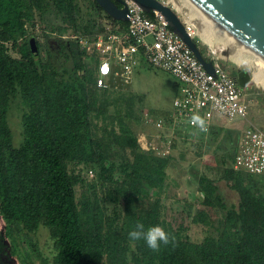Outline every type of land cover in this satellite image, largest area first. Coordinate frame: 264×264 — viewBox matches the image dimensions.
<instances>
[{"label":"trees","instance_id":"16d2710c","mask_svg":"<svg viewBox=\"0 0 264 264\" xmlns=\"http://www.w3.org/2000/svg\"><path fill=\"white\" fill-rule=\"evenodd\" d=\"M102 14L125 29L126 21L110 17L95 0H0V247L5 237L20 264H35L32 253L44 264H264V182L232 167L239 130L212 123L207 138L195 141L205 147L220 137L217 180H197L201 205L221 211L220 217L214 223L205 209L191 216L210 231L193 241L182 224L174 227L163 217L170 154L138 146L127 124L141 119L137 96L117 78L97 86L95 54L62 37L95 36ZM12 131L20 135L18 145ZM89 169L93 176L86 181L81 172ZM229 192L234 199L225 197ZM138 222L160 224L175 239L153 251L129 238ZM40 226L51 239L50 257L41 255L34 238Z\"/></svg>","mask_w":264,"mask_h":264},{"label":"built area","instance_id":"2783aa9c","mask_svg":"<svg viewBox=\"0 0 264 264\" xmlns=\"http://www.w3.org/2000/svg\"><path fill=\"white\" fill-rule=\"evenodd\" d=\"M124 3L127 6L125 29L106 19L101 25L102 31L93 37L72 33L62 37L74 38L87 52L95 54V84L99 87H107L111 78L128 82L139 58L168 71L176 79L178 89L172 99V110L164 116L148 111L141 114V129L136 134L141 149L167 156L178 139H206L215 120L224 119L228 123L236 118H246V92L241 91L234 75L222 65L219 56L206 53V59L213 67V72H208L160 12L153 10L152 17H148L134 1L124 0ZM169 5L177 12L175 5ZM181 19L187 32L191 36L196 34L194 26ZM34 29L38 30L37 22ZM194 114L205 119L207 131L191 124ZM232 167L262 176L264 182L262 129L253 124L240 128ZM86 175L92 177L93 171L87 170Z\"/></svg>","mask_w":264,"mask_h":264},{"label":"rangeland","instance_id":"374dc122","mask_svg":"<svg viewBox=\"0 0 264 264\" xmlns=\"http://www.w3.org/2000/svg\"><path fill=\"white\" fill-rule=\"evenodd\" d=\"M163 1L176 6L173 0ZM177 1L182 4L181 8L176 6L178 15L193 24L196 21L194 9L190 8L186 0ZM82 13L86 14L84 11ZM105 20L106 18L103 14L98 18L101 25L104 24ZM38 36L41 38V35ZM193 38L206 53L219 56L221 62L227 68H243L251 75L248 84L245 87H241V91L246 92L245 102L248 105V114L246 118H236L228 123L225 122L224 124L227 125V128L232 129L234 131L233 134H235L240 128L253 124L264 131V68H255L252 63H248L245 60H241L238 63L232 61L230 57L226 56L227 52L223 48L224 38L221 34H215L209 42L197 34H194ZM252 57V55L246 56L248 59ZM138 60V63L132 68L130 79L127 82L128 90L138 98L135 105L141 108V113L148 111L156 116L167 115L173 108L172 99L177 93L178 83L176 79L168 71L152 66L145 59L139 58ZM109 110L111 111L112 108L109 107ZM15 116H18V114L13 111L10 121L14 127L15 122L18 121V118ZM10 121L9 125L11 128ZM139 123L137 125L135 120L131 118L127 119V124L136 134L141 129ZM219 138L218 136L212 138V140L209 138L207 140L209 141L208 145H205V147L198 146L194 139H178L172 148L165 167L164 191L161 194L163 203L162 215L174 227L182 224L185 227L186 234L193 241L201 240L210 231V228L203 223L191 221V216L197 210L205 209L214 223L221 214V211L217 209L201 205L199 201L201 195L197 190V180L200 175H206L214 180H217L219 176L222 163L220 154H222V151L214 147L216 140ZM12 139L14 145H18L21 140L20 135L19 137L14 135L13 131ZM225 150L229 149L226 147ZM81 175L86 181H89V177L84 171L81 172ZM218 183H221V181ZM80 190L81 186L77 185L76 196L79 195ZM225 197L227 199H234L235 194L234 192H229ZM2 225L3 221L0 218V229ZM34 238L37 241V247L41 255L50 257L53 253L51 239L42 226L34 234ZM31 256L35 264H44L36 253H32Z\"/></svg>","mask_w":264,"mask_h":264},{"label":"water","instance_id":"95a60500","mask_svg":"<svg viewBox=\"0 0 264 264\" xmlns=\"http://www.w3.org/2000/svg\"><path fill=\"white\" fill-rule=\"evenodd\" d=\"M102 10L115 20H127V6L124 0H95ZM145 13L153 10L160 12L169 27L182 39L193 52L205 70L213 72L210 60H207L197 45V41L187 32L184 22L175 9L162 0H132ZM201 11L208 15L221 28L228 31L236 40L264 57V0H191ZM118 3L120 4L118 6ZM29 45L36 49L34 36H30ZM234 78L239 87H245L251 78L243 69H235ZM4 224V223H3Z\"/></svg>","mask_w":264,"mask_h":264},{"label":"bare ground","instance_id":"6f19581e","mask_svg":"<svg viewBox=\"0 0 264 264\" xmlns=\"http://www.w3.org/2000/svg\"><path fill=\"white\" fill-rule=\"evenodd\" d=\"M186 1L190 5V8H193L195 11L196 21H194L192 25L195 28V33L199 35V37L209 42L211 41V39L215 34H221L224 38L223 48H225L227 52L226 56L230 57L232 61L238 63L241 62V60L243 61L245 60L248 61V63L249 62L252 63L255 68L256 67L264 68L263 56H261L251 48L247 47L246 45L242 44L238 40H236L232 34H230L228 31L224 30L218 24H216L208 15H206L203 11H201L191 0H186ZM173 2L176 4L178 8H181L182 4L178 3L177 0H173ZM245 54L252 55L253 57L251 59H248L246 58L247 55L245 56Z\"/></svg>","mask_w":264,"mask_h":264},{"label":"clouds","instance_id":"9594fccd","mask_svg":"<svg viewBox=\"0 0 264 264\" xmlns=\"http://www.w3.org/2000/svg\"><path fill=\"white\" fill-rule=\"evenodd\" d=\"M191 124L198 127L201 131H207L205 119L200 115L194 114L191 118ZM129 238L132 240H143L147 247L153 251H158L161 245H168L174 241V237L160 225H151L147 228L143 223H137L132 231L129 232Z\"/></svg>","mask_w":264,"mask_h":264},{"label":"flooded vegetation","instance_id":"af4514ba","mask_svg":"<svg viewBox=\"0 0 264 264\" xmlns=\"http://www.w3.org/2000/svg\"><path fill=\"white\" fill-rule=\"evenodd\" d=\"M3 226L4 224L2 225L0 232L3 229ZM2 241L3 245L0 247V262L3 264H20L18 257L10 251L9 241L5 237L2 238Z\"/></svg>","mask_w":264,"mask_h":264},{"label":"crops","instance_id":"0c3cea01","mask_svg":"<svg viewBox=\"0 0 264 264\" xmlns=\"http://www.w3.org/2000/svg\"><path fill=\"white\" fill-rule=\"evenodd\" d=\"M167 113H168V111H167ZM166 115V114H165ZM216 122V123H215ZM226 121L223 119V121L222 120H215L213 123L215 124V126H223V127H226L227 128V125H225L224 123H225ZM240 130V129H239ZM237 141V140H236ZM236 141H235V147H236Z\"/></svg>","mask_w":264,"mask_h":264},{"label":"snow or ice","instance_id":"6c2138e0","mask_svg":"<svg viewBox=\"0 0 264 264\" xmlns=\"http://www.w3.org/2000/svg\"><path fill=\"white\" fill-rule=\"evenodd\" d=\"M105 70H107V69H105Z\"/></svg>","mask_w":264,"mask_h":264}]
</instances>
